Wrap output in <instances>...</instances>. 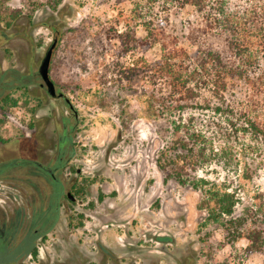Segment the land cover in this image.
I'll return each instance as SVG.
<instances>
[{"label":"rangeland","instance_id":"rangeland-1","mask_svg":"<svg viewBox=\"0 0 264 264\" xmlns=\"http://www.w3.org/2000/svg\"><path fill=\"white\" fill-rule=\"evenodd\" d=\"M136 1L0 0V135L7 140L0 141V161H24L0 179V191L17 194L29 176L47 194L48 185L31 173L37 165L25 163L56 167L50 159L66 126L73 149L54 171L62 189L57 222L27 264H264L263 252L247 254V238L229 244L226 231L205 223L200 191L164 180L156 159L168 122L149 114L144 101L152 86L136 75L145 60L159 57L160 46L121 44L123 14ZM192 10L187 6L172 18L173 34L188 32ZM135 32L146 34L141 26ZM55 37L50 75L66 100L51 97L38 74ZM20 84L26 96L12 88ZM6 93L19 102L3 111ZM258 105L264 113V102ZM243 136L216 141L228 148V163L221 159L209 171L237 188V213L264 203V142ZM85 177L93 183L77 195L73 185Z\"/></svg>","mask_w":264,"mask_h":264},{"label":"trees","instance_id":"trees-1","mask_svg":"<svg viewBox=\"0 0 264 264\" xmlns=\"http://www.w3.org/2000/svg\"><path fill=\"white\" fill-rule=\"evenodd\" d=\"M187 6L193 8L186 20L188 32L173 34L169 22ZM123 17L126 30L121 31V44L127 49L131 41L144 49L160 46L159 57L150 63L145 60L136 75L152 86L144 101L149 114L168 122L156 159L164 180L200 191L205 223L226 231L227 243L234 245L245 237L248 255L264 253V203L256 208L247 205L237 213L242 201L237 188L209 176L222 160L228 163V148L216 147L220 138L242 134L264 142V113L258 109L264 102V0H138ZM139 26L146 31L142 37L135 32ZM186 40L191 47L183 44ZM33 76L29 75V83H34ZM12 88L25 96L29 92L25 84ZM1 101L4 111L19 99L6 93ZM69 138L70 147H64V140L61 152L70 156ZM0 141L7 140L0 135ZM23 162L12 159L1 165L0 177ZM91 183L85 177L73 189L83 195ZM56 186V199H60L62 189ZM32 252L37 256L36 248Z\"/></svg>","mask_w":264,"mask_h":264},{"label":"flooded vegetation","instance_id":"flooded-vegetation-1","mask_svg":"<svg viewBox=\"0 0 264 264\" xmlns=\"http://www.w3.org/2000/svg\"><path fill=\"white\" fill-rule=\"evenodd\" d=\"M61 98L66 100V97ZM69 106L71 108L70 104ZM68 130L67 126L63 128L64 136L56 144L54 156L50 159L52 164L58 162L56 167L44 165L37 159H30L25 163L27 166L32 164V169L37 165L31 173L48 185L47 194L42 185L29 176L21 180L22 189L16 188L17 194L0 191V264L33 263L31 260H34L35 255L32 251L57 222L60 201L56 199L55 191L59 182L54 171L61 168L64 156L68 155L67 152H61L64 140V147H70V135H66ZM36 133L34 136H37ZM8 161H0V166ZM8 171L2 174L8 176ZM2 178L6 177L1 176L0 179Z\"/></svg>","mask_w":264,"mask_h":264},{"label":"water","instance_id":"water-1","mask_svg":"<svg viewBox=\"0 0 264 264\" xmlns=\"http://www.w3.org/2000/svg\"><path fill=\"white\" fill-rule=\"evenodd\" d=\"M57 42L58 37H55L52 43L48 46L38 67V74L42 79L41 85L46 87L48 94L53 98L65 97V93L57 89V85L50 75L51 61ZM67 196L72 200L75 199L71 192H68Z\"/></svg>","mask_w":264,"mask_h":264}]
</instances>
